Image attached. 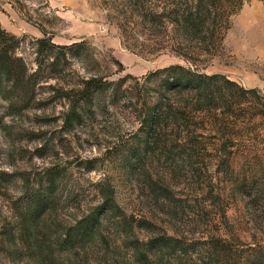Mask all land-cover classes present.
<instances>
[{
	"label": "rangeland",
	"instance_id": "374dc122",
	"mask_svg": "<svg viewBox=\"0 0 264 264\" xmlns=\"http://www.w3.org/2000/svg\"><path fill=\"white\" fill-rule=\"evenodd\" d=\"M189 3L0 0L13 55L28 73L38 63L50 71L27 103L0 92V264H139L134 246L159 236L168 241L147 251L155 264H264V0L229 17L213 56L186 60L174 48L185 37L164 9ZM41 39L49 42L36 55ZM192 61L228 81L206 82L222 94L216 122L209 97L199 108L164 80V68ZM90 77L104 86L66 121L69 89ZM155 104L152 134L141 114ZM37 191L50 202L28 245L17 215ZM98 209L111 250L92 245L85 259L47 245Z\"/></svg>",
	"mask_w": 264,
	"mask_h": 264
},
{
	"label": "trees",
	"instance_id": "16d2710c",
	"mask_svg": "<svg viewBox=\"0 0 264 264\" xmlns=\"http://www.w3.org/2000/svg\"><path fill=\"white\" fill-rule=\"evenodd\" d=\"M187 6H177L175 8L165 10L166 15L170 17L169 20L174 21L175 33L184 35L185 39H175L174 48L177 55L191 60L192 55H207L211 57L215 54L226 30L229 27V17L234 14L242 4L247 0H189ZM2 41L0 42V92L8 98H12V90L14 89V104L27 103L28 99L32 98L34 92V85L39 78H48L50 71L43 72L41 63H38L35 71L28 73L26 64L13 51L17 46V40L14 36L8 35L3 31ZM47 39L38 40L36 46V55H40L43 49L40 44H47ZM191 62V61H190ZM54 64V63H53ZM194 68H184L181 65H171L163 70L166 72L164 80L172 88L178 90H185L194 96L195 103L198 107H203L206 99L209 97V103L205 111H211L213 120L217 119L218 104L216 99L220 102L222 94L218 91L217 94L207 92L208 81H215V85L221 88V81L228 82L220 75H206L199 72V65L192 61ZM6 83L2 86V83ZM230 83V82H229ZM104 86V81L90 77L82 79L81 83L71 87L69 91L72 95L66 96L69 106L66 111V121L80 118L83 114V101L92 99L93 95ZM21 92V94L18 93ZM68 91V92H69ZM65 96V95H62ZM162 109L160 105L148 106L144 109L141 116L145 123L149 125L150 130L155 134L161 122ZM216 124V123H215ZM110 200V194L107 193L104 202ZM50 199L46 194L37 191L27 201L23 211L17 215V224L20 230L18 236L19 241L28 244L31 242L32 228L39 226L40 220L43 218L46 208L49 206ZM101 212L96 210L95 214H88L72 226L67 227L61 233L50 234L48 237V246L55 244L56 251L59 249L76 248L82 250L84 258L86 259L87 250L90 247L96 246L99 249L106 251L111 250L110 242L103 234V226L101 225ZM38 229V228H37ZM168 241L163 236L149 239L146 243L136 244L134 246L135 257L139 264H155L148 260L147 251H151L160 244H165ZM28 248V246H26ZM54 252L51 250L49 257H53Z\"/></svg>",
	"mask_w": 264,
	"mask_h": 264
},
{
	"label": "crops",
	"instance_id": "0c3cea01",
	"mask_svg": "<svg viewBox=\"0 0 264 264\" xmlns=\"http://www.w3.org/2000/svg\"><path fill=\"white\" fill-rule=\"evenodd\" d=\"M262 45H258V47H261ZM259 49V48H258Z\"/></svg>",
	"mask_w": 264,
	"mask_h": 264
}]
</instances>
